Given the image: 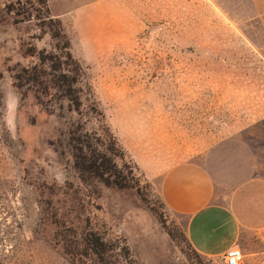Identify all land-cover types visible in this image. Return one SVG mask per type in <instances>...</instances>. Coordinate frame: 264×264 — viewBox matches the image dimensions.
Masks as SVG:
<instances>
[{
	"label": "rangeland",
	"instance_id": "obj_1",
	"mask_svg": "<svg viewBox=\"0 0 264 264\" xmlns=\"http://www.w3.org/2000/svg\"><path fill=\"white\" fill-rule=\"evenodd\" d=\"M46 1L81 67L77 102L15 88L8 68L37 62L21 47L55 42L5 9L35 0H0V264H71L64 227L97 231L110 264H224L193 250L145 172L208 152L229 185L264 174V0ZM110 133L126 188L74 166L78 139L112 158Z\"/></svg>",
	"mask_w": 264,
	"mask_h": 264
},
{
	"label": "crops",
	"instance_id": "obj_2",
	"mask_svg": "<svg viewBox=\"0 0 264 264\" xmlns=\"http://www.w3.org/2000/svg\"><path fill=\"white\" fill-rule=\"evenodd\" d=\"M209 154L201 163L190 159L158 163L145 174L157 182L161 201L182 222L195 252L221 259L237 244L241 264H264V174H250L255 173L253 165L248 176L229 185L218 177ZM253 242L257 247L250 249Z\"/></svg>",
	"mask_w": 264,
	"mask_h": 264
},
{
	"label": "trees",
	"instance_id": "obj_3",
	"mask_svg": "<svg viewBox=\"0 0 264 264\" xmlns=\"http://www.w3.org/2000/svg\"><path fill=\"white\" fill-rule=\"evenodd\" d=\"M35 1L39 7L32 8L34 13L16 10L13 3H8L5 9L13 13L15 22L37 20L38 28L46 30L55 42L54 49L48 52L45 49L37 50L32 45L22 46V55L35 56L37 62L28 66H21L16 62L9 67L13 84L19 92L22 86H27V89L32 90L37 104L43 107L46 106V98L55 92H61L69 102L76 103L73 86L78 83L81 67L72 54L70 37L61 20L50 14L47 1ZM108 137L111 139L110 149L114 151L112 158L88 149V145H83L78 139L72 145L74 166L92 174L108 187H129V182L114 159L115 156L122 160L125 153L112 133ZM130 162L137 170V164L131 160ZM56 237L62 243V253L71 264H83L82 257L93 260L96 264H110V247L97 231L86 227L77 232L71 227H64L57 231Z\"/></svg>",
	"mask_w": 264,
	"mask_h": 264
},
{
	"label": "built area",
	"instance_id": "obj_4",
	"mask_svg": "<svg viewBox=\"0 0 264 264\" xmlns=\"http://www.w3.org/2000/svg\"><path fill=\"white\" fill-rule=\"evenodd\" d=\"M221 259L224 264H241L243 261V254L239 246L236 244L230 247Z\"/></svg>",
	"mask_w": 264,
	"mask_h": 264
}]
</instances>
